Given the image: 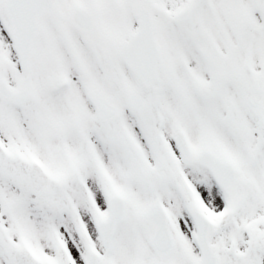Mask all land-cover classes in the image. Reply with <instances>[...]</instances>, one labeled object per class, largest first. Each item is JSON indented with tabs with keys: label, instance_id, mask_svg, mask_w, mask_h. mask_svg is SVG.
Wrapping results in <instances>:
<instances>
[{
	"label": "snow or ice",
	"instance_id": "snow-or-ice-1",
	"mask_svg": "<svg viewBox=\"0 0 264 264\" xmlns=\"http://www.w3.org/2000/svg\"><path fill=\"white\" fill-rule=\"evenodd\" d=\"M0 264H264V0H0Z\"/></svg>",
	"mask_w": 264,
	"mask_h": 264
}]
</instances>
